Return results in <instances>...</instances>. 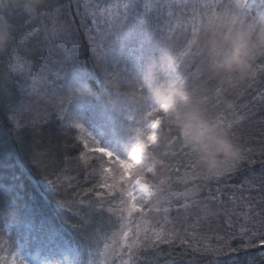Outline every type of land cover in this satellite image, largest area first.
Segmentation results:
<instances>
[{
  "label": "trees",
  "instance_id": "obj_1",
  "mask_svg": "<svg viewBox=\"0 0 264 264\" xmlns=\"http://www.w3.org/2000/svg\"><path fill=\"white\" fill-rule=\"evenodd\" d=\"M224 1L234 10L252 14L264 11V5L257 0ZM67 17L61 19L68 23ZM146 19L148 23L145 21L143 25L135 21L137 25H131L130 31H154L151 18ZM191 37L193 34L169 31L156 35L155 30L154 39L159 44L151 54L146 52L139 59L137 74L141 76L146 66L151 65L156 83H171L176 91L191 94L213 120L231 130L247 150L245 160L221 176L205 178L200 169L192 167L197 158L188 147L180 144L177 136L181 134L177 133L167 113L161 110L149 116L151 108L148 105L134 104L138 113L124 121L126 134L120 133L117 126L121 125V120L114 114L118 96L102 86L108 89L105 81L106 77H111L114 88L127 94L128 88L125 90L123 85V78L127 76L123 74L121 61L127 59L126 53L139 48L135 37L125 42H111L112 49L105 57L95 54L86 35L80 33L81 42L73 48L78 54L68 60L56 42H46L44 51L31 57L33 65L37 62L47 68L57 63L62 69L60 82L63 85L74 73L84 69L93 75L94 80L87 81L99 94L84 102L74 99L69 102L65 100L67 87L61 89L59 85L53 97L41 99L39 105L42 106L36 104L38 112L32 111L26 121L24 118L22 123V119L16 123L14 114L19 95L15 86V97L7 114L0 111V122L8 135L16 138L19 134L23 138V147L19 143L16 150L0 152V185L5 188L6 199L15 201V215L0 210V264H19L17 250L21 246L33 256L39 254L60 264H76L77 261L101 264L103 261V244L110 242L108 236L112 231L110 214L88 207L95 199L89 189L96 182L91 173L97 162L93 160L89 167L81 156L88 152L79 139L82 135L86 137V132L76 128L77 123L84 124L95 136H101V146L108 144L119 151L128 148L129 154L137 142L129 140V135L156 136L157 139L149 144L154 156L161 157L160 153L169 149L173 154L166 160L169 167L163 173L159 166L155 171L158 177L172 178L169 196L196 185L198 196L186 209L177 212L184 201L170 197V203L161 199L158 205L161 209L169 208L168 213L153 211L143 218L149 222L143 227L163 228L173 233V239L157 247L140 249L136 264H264V57L256 61L253 78L238 87H229L208 69L199 43L191 55H181L189 47ZM29 38L32 39L30 34ZM30 46L40 48L36 43ZM150 55H153L151 61ZM173 62L175 67H171ZM61 106L68 109L72 119L63 118ZM112 113L115 121L111 120ZM156 119L161 120L160 125H155ZM33 121L35 124L31 123ZM89 147L94 146L90 143ZM176 169L179 177L187 180L186 184L178 181ZM146 176L152 179L147 173ZM78 193L83 204L73 207V198ZM156 199L152 198L153 205ZM69 208L72 210L68 211ZM53 230L58 234L51 236ZM89 239L93 241L91 244ZM52 251H55L54 256L50 255ZM124 259L127 261L128 257Z\"/></svg>",
  "mask_w": 264,
  "mask_h": 264
},
{
  "label": "snow or ice",
  "instance_id": "obj_2",
  "mask_svg": "<svg viewBox=\"0 0 264 264\" xmlns=\"http://www.w3.org/2000/svg\"><path fill=\"white\" fill-rule=\"evenodd\" d=\"M77 4V9L79 10L81 4L80 0H75ZM261 5H264V0H259ZM138 4V0H124L122 5H116L117 12L113 13V16L117 21H119L120 31H118L113 39L115 41L120 40L121 37L127 39H132L135 37L138 40L139 48L132 49L133 52L137 53L139 58H143L146 52L149 54L152 53L153 48L158 46L159 41H155V33L151 30L133 32L130 30H125V26L129 18V10L133 9ZM201 9L207 10L201 11L199 13V23L197 24V17L193 16V27L192 33L193 38L188 42L189 47L182 53V56L191 55L193 49L199 43V33L200 30L206 21L207 18L216 16L217 14L223 12H230L232 6L228 5L226 11L217 12L216 8L225 9V5L218 3L217 0H205L204 3L198 5ZM69 5H61L58 8H53L51 0H45V2L33 13H27L33 22L39 18H45L49 21L51 27L45 25L43 28V34L45 41L51 40L61 45L63 50L66 53V58H69L75 54H78L73 48H70L69 45H74L77 42L71 40L72 31L70 23L60 19L61 12L66 10ZM196 5L193 6L195 9ZM44 9H51L50 11H43ZM101 10L96 9L97 14ZM104 11H107L105 9ZM261 13H264L262 11ZM31 25H29L30 27ZM19 41V43H18ZM44 41H41L43 43ZM26 43L23 38L14 37L9 49L11 48L10 55H15L20 48L23 47ZM17 45V47H13ZM153 55H150L149 61H151ZM101 57H98L100 59ZM19 59V57H17ZM175 67V63L171 65ZM144 79H150L149 73L143 71L141 75ZM73 77H78L81 80H94V77L91 73L87 72L84 69L79 70L74 73ZM109 88L112 91H115L116 96H124L118 89H115L113 86L112 78L106 77L105 81ZM134 84V90L143 92V88L139 86L138 80L133 78L131 81H128ZM61 89L67 87L68 82L65 81L64 85L60 86ZM33 94H39L35 85L32 88ZM73 95L68 93L65 98L66 101H72ZM132 104V103H128ZM127 105V104H125ZM150 106L151 111L148 113L149 116L159 113L161 110L167 113L168 118L172 122L171 113L166 110V108L156 105L155 103L147 104ZM60 111L64 113V119H72V114L68 112L67 108L61 106ZM242 119V118H241ZM35 124V121L31 122ZM161 120L156 119L155 125H160ZM75 127L86 132L85 136H80L79 139L83 142V145L88 149L87 153H82L81 156L84 158L86 164L89 167H92V161L95 160L96 166L92 167V178L96 180L93 187L89 189V192L94 193L95 199L89 202V209L96 211L98 209L106 210L110 214L109 219V228L112 229L110 236H108L109 243L103 244V256L104 259L101 261V264H116V261H119V264H136L137 253L142 248L157 247L161 243H170L173 239V233L167 232L163 228L157 230L156 227H143V224H148L149 222L146 219H143L147 216L148 213L153 211L164 213L169 212V208L165 207L161 209L158 205L163 199L164 203H170V197L176 198L178 200H183L184 203L180 205L177 209V212H180L183 209H186L190 203H192L195 198L198 196L196 190V185L193 184V187L186 189L178 193H170L169 189L172 186V178L167 175L156 176L155 171L157 162L156 157L149 148V144L157 139L154 135H145L144 133H138L136 137L132 135L128 136V139H136V147L131 149L129 154L128 148H125L123 151L115 150L113 147L103 144L101 146V141L91 132L85 129L84 124L77 123ZM231 127V125H229ZM177 133L179 129L177 128ZM180 144L185 148L187 146L184 144L182 137L177 136ZM17 140L23 147V138L19 134L17 135ZM94 147H89V144ZM171 142H169L170 144ZM247 151V150H246ZM25 155H29L25 152ZM172 152L169 150L162 151L160 156L162 157L161 163H166V160L172 157ZM144 161V162H142ZM167 168L169 167L166 163ZM192 167L194 169H200L201 173L205 174V178L213 177L207 174L196 161ZM177 171V178L180 183H187L185 178L179 177V170ZM146 173L151 175L152 179H149L146 176ZM218 177V176H216ZM58 179H60L58 177ZM193 180L196 177L192 178ZM52 187L56 190H59L56 184H52ZM195 189V193H193ZM5 188L3 185H0V210L7 212L8 215H15V201L6 199ZM80 193L73 198V207H77L83 204V200L80 198ZM156 197V204H152V198ZM19 199V196H17ZM79 201V204H77ZM63 207V205H61ZM71 211L72 209H67ZM142 218V219H138ZM57 231L53 230L51 236L57 235ZM99 237H97V240ZM93 241L89 239V244ZM19 252V249L17 250ZM50 255H55V251L50 252ZM127 256L128 260L125 261L124 257ZM15 259V256L13 257ZM19 264H28V261L22 255L19 259ZM44 264H60L57 260H46ZM76 264H95V261H77Z\"/></svg>",
  "mask_w": 264,
  "mask_h": 264
},
{
  "label": "clouds",
  "instance_id": "obj_3",
  "mask_svg": "<svg viewBox=\"0 0 264 264\" xmlns=\"http://www.w3.org/2000/svg\"><path fill=\"white\" fill-rule=\"evenodd\" d=\"M45 0H0V56L9 51L14 39V25L10 9L35 12ZM128 39L121 37L120 41ZM200 54L208 69L229 87H238L256 75V61L264 57V13L252 14L239 10L223 12L206 19L199 33ZM150 79L138 76L143 92L133 90L117 99L115 111L125 104L144 106L149 103L166 108L172 123L179 129L184 144L197 158L200 167L210 176H221L238 166L246 158V150L231 130L213 120L201 103L189 93L175 90L171 83H156L152 66H146ZM68 93L75 101H87L96 95L87 80L73 77L68 82ZM163 173L166 163L156 157ZM193 189V193H195Z\"/></svg>",
  "mask_w": 264,
  "mask_h": 264
},
{
  "label": "rangeland",
  "instance_id": "obj_4",
  "mask_svg": "<svg viewBox=\"0 0 264 264\" xmlns=\"http://www.w3.org/2000/svg\"><path fill=\"white\" fill-rule=\"evenodd\" d=\"M257 1L259 2V0ZM4 2L6 3L7 0H4ZM123 2L124 0H80L81 6L78 10L75 0H51L53 8H58L61 5H69L66 10L61 12L60 19L64 16H68V23H70L72 31L71 40H75V42L79 43L81 42L80 33L83 35L85 34L88 44L91 46V50L95 54L100 53L105 57L109 55L108 52L112 49V45L109 44L113 42L116 33L121 30L119 21L115 19L113 13L117 12L115 6L122 5ZM204 2L205 0H138V4L133 9L129 10V18L125 30H130L129 28L131 25H134L135 21H140L139 23L142 25L145 21L148 23L146 17H149L152 20L153 28H156V35L163 31H169L172 34H193L192 18L196 16L197 24L199 23V13L201 11L206 12L207 10L201 9L198 5ZM217 2L226 6L225 9L216 8L215 11L217 12L226 11L227 6L230 5L224 0H217ZM194 5L197 6L195 9L193 8ZM97 8L101 10L98 14L96 12ZM105 9H107V11H104ZM50 10L51 9H44L43 11ZM232 10H234L233 7L231 8V11ZM9 11L10 19L15 29L14 37H22L26 43H24L23 47L20 48L15 55L9 54L11 52L10 48L5 55L0 56V111L7 114L10 102L13 100L12 98L15 97L13 94L15 95L16 93V86L19 98L17 99L18 102L16 101V111L14 114L15 122L18 123V121L22 119V123L24 118L25 121L27 120L32 111H37L36 104L39 105L41 99H50V97H53L57 93L59 85H63V83L60 82L62 79V69L57 66V63L54 64V66L50 65L46 68L41 67L37 62L33 65L34 62L31 60L34 54H40L44 51L45 45H47L46 42H51V40L45 41L42 31L45 25L51 27L49 21L45 18L38 17L35 22H33L29 15L22 9H10ZM29 25L31 26L29 27ZM136 25L133 27H136ZM155 30L153 31L154 33ZM29 34L32 39L29 38ZM41 41L44 42L41 43ZM34 43H36V45L38 44L40 48L37 49L36 47L30 46ZM40 44H42V46ZM57 45L61 47L60 44L57 43ZM76 46V44L69 45L70 48H75ZM13 47H17V45H13ZM61 49L63 50L62 47ZM30 52H32V54L29 56ZM125 56L127 59L121 61L124 63L123 67L121 66L123 74L127 76L123 78V85L125 90L128 88L126 93H131L135 86L128 81H131L133 78L136 80L138 79L136 66H138L140 58L135 52L126 53ZM17 57H19V59H17ZM66 59L68 60L69 58ZM34 85L39 93L38 95L32 92ZM123 85H121V87H123ZM102 87L109 92V87L108 89L106 85ZM97 92L95 91L96 95L99 94ZM117 99H120V97ZM28 113H30V115H28ZM137 113L138 110L134 104L124 105L121 112L115 111L114 108V114L116 116L118 115L121 120V125L118 124V126H116L122 135L126 134L123 131L124 121L131 116H135ZM114 114L110 115L112 121L116 119ZM12 121L14 122V119H12ZM17 128L18 127L14 128L13 131ZM93 134L96 135L94 132ZM96 137L101 141L99 138L101 136ZM17 146H19L17 137L9 136L3 124L0 122V152H11L12 149L16 150ZM114 149L116 150V148ZM19 254L27 259L28 264H44L47 260L39 254L33 256L27 253L23 246L20 247Z\"/></svg>",
  "mask_w": 264,
  "mask_h": 264
}]
</instances>
